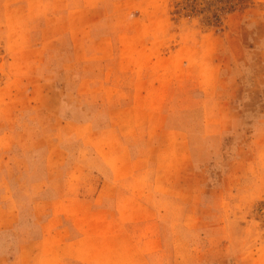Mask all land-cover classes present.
Instances as JSON below:
<instances>
[{
    "label": "rangeland",
    "instance_id": "rangeland-1",
    "mask_svg": "<svg viewBox=\"0 0 264 264\" xmlns=\"http://www.w3.org/2000/svg\"><path fill=\"white\" fill-rule=\"evenodd\" d=\"M175 1L0 0V264H264V0Z\"/></svg>",
    "mask_w": 264,
    "mask_h": 264
},
{
    "label": "crops",
    "instance_id": "crops-1",
    "mask_svg": "<svg viewBox=\"0 0 264 264\" xmlns=\"http://www.w3.org/2000/svg\"><path fill=\"white\" fill-rule=\"evenodd\" d=\"M136 94H137L138 97L136 98V95H134L135 97L133 99H134L135 103H139V104H137L134 107V112H136V118L134 117L133 119H134V124L135 123L139 124L138 120L141 118V115L142 116L151 115V110H152V108H154L153 107V103L155 104V102L157 101V97L155 95L156 94L155 86L154 85L151 86L149 84H146L145 88H143V90H141V91H138ZM111 127H114V125H108L107 129L111 128ZM152 127L153 126H150L148 131L152 132ZM136 129H138V131L141 133V128H136ZM145 129H148V128L146 127ZM114 134H120V132H118V128L115 130ZM138 140H140V138ZM149 140H150V137L148 138V141ZM134 141L139 142L136 139H134ZM144 142H146V141H143V142L141 141L142 144H144ZM95 149H96L95 144L91 145V147L89 149H87L88 151H90L89 153H91V156H90V165L91 166H96L97 164L101 163L102 160H103V159H101L100 155H98V153H96ZM98 149L100 151V146H98ZM101 150H102V148H101ZM101 153H102V151H101ZM96 155H98V156H96ZM99 157H100V159H99ZM143 158H144L143 155H139V156H137V160L136 161H138L140 163ZM148 167H150V165H148ZM101 179H102V186H101V189H100L99 193H97L95 195V197H100L102 199H106V204L107 205L106 206H102V208H101L102 213H107V214L116 213L117 211H119V210H116V208L119 205L115 206L116 202H117V198L116 197L118 196L119 190H117V191L116 190H111L110 186L113 187V186L117 185L116 183H120L121 181L118 182L116 177L114 176V174L113 175H108V176L104 174L101 177ZM128 192L130 193V197L131 196H133V197H141L142 194H144V195L146 194L147 195V193L149 195V190H148V192L147 191H141V190L128 191ZM112 206H114V207H112ZM111 220H113V218Z\"/></svg>",
    "mask_w": 264,
    "mask_h": 264
},
{
    "label": "trees",
    "instance_id": "trees-1",
    "mask_svg": "<svg viewBox=\"0 0 264 264\" xmlns=\"http://www.w3.org/2000/svg\"><path fill=\"white\" fill-rule=\"evenodd\" d=\"M246 0H176L175 12H184L187 17L203 16V21L209 26L222 28L223 16L237 10L239 4ZM243 4V3H242ZM241 8H246L241 5Z\"/></svg>",
    "mask_w": 264,
    "mask_h": 264
}]
</instances>
